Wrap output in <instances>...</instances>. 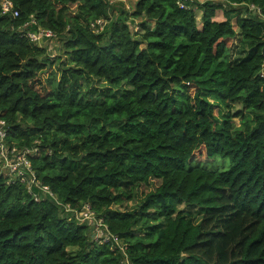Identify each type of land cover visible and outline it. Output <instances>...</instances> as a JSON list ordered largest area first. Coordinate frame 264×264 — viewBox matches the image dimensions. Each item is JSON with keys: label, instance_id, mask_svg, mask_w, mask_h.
<instances>
[{"label": "trees", "instance_id": "trees-1", "mask_svg": "<svg viewBox=\"0 0 264 264\" xmlns=\"http://www.w3.org/2000/svg\"><path fill=\"white\" fill-rule=\"evenodd\" d=\"M10 1L19 16L0 14L5 143L39 149L32 170L58 203L87 205L130 264H264V0H134L132 11ZM37 27L61 55L21 35ZM237 36L252 53L234 63ZM217 158L228 167H212ZM37 192L0 164V264H120L112 242L54 201L34 202ZM180 204L202 211L199 222Z\"/></svg>", "mask_w": 264, "mask_h": 264}, {"label": "built area", "instance_id": "built-area-1", "mask_svg": "<svg viewBox=\"0 0 264 264\" xmlns=\"http://www.w3.org/2000/svg\"><path fill=\"white\" fill-rule=\"evenodd\" d=\"M180 7H183V5L181 4ZM249 9L258 11L253 6H250ZM0 14L8 15L13 19L19 16L18 11L13 8L10 0H0ZM32 22L35 24L33 20ZM104 24L105 21L100 19L97 20L92 27H94V31L97 32L103 28ZM26 25L27 24L24 26ZM21 35L25 36L31 43L44 49L49 47L50 42L56 41V36L51 31L40 27H37L34 31H26ZM48 55L51 57L54 56L50 53H48ZM262 76L264 77V71H262ZM7 134L8 131L5 123L0 121V164L2 171L7 173L9 180L11 182L25 184L29 192H31L32 189H36L38 192L32 193L34 202H40L44 199L52 200L61 205L69 221L92 226V237L98 242H112L114 245H112L110 249H117L123 257L120 264H130L126 255V245L107 231V227L102 219L96 218L95 214L87 205L83 206L80 210H77L71 208L69 205L58 203L56 196L50 188L37 180L29 160V157L37 154L35 148L32 150L25 149L19 151L15 147H8L5 143Z\"/></svg>", "mask_w": 264, "mask_h": 264}, {"label": "rangeland", "instance_id": "rangeland-1", "mask_svg": "<svg viewBox=\"0 0 264 264\" xmlns=\"http://www.w3.org/2000/svg\"><path fill=\"white\" fill-rule=\"evenodd\" d=\"M110 3H119L123 6V8L126 11H132L133 6H134V0H108ZM195 2L201 4L204 3L206 1H210V0H194ZM219 1V0H216ZM196 16H197V23L198 26L201 24V20H200V16H201V12L199 11V9L196 10ZM216 20H222L223 19V10H218L216 12ZM233 23H235V18L232 20ZM92 28V27H91ZM94 31V30H93ZM237 32V29H236ZM47 52L50 53L51 55L54 56H58L61 55V47L60 44L58 43L57 39L56 41H52L49 43V47L46 48ZM60 52V53H59ZM252 53V50L247 48L245 45H243L239 39V37L237 36L235 38V41L230 49V53H229V61H232L234 63L236 62H240L246 58H248ZM62 58L65 59L64 56H62ZM235 107V106H234ZM235 110L237 109L236 107L234 108ZM230 112H234V110H231ZM214 114H215V118H216V122L217 125H219L221 123V121L223 120V118L225 117L224 115H226V111L224 109H214ZM224 116V117H223ZM234 122L236 124L239 123V118L234 119ZM39 149L35 148V151H38ZM210 165L212 167H214L217 170H224L228 167L229 165V159H221V158H217L215 159L213 162L210 163ZM209 165V166H210ZM144 191H146L145 189H142ZM131 204H129L130 206ZM176 212H181L186 216L191 217L192 221L194 223L199 222V220L201 219L202 216V211H200L198 208L189 206V205H185V204H180L176 206ZM141 224H138L133 230L135 233H139L138 229L140 227ZM155 225H157L158 227H163L165 225L164 220H159L157 223H155ZM94 238V237H93Z\"/></svg>", "mask_w": 264, "mask_h": 264}, {"label": "water", "instance_id": "water-1", "mask_svg": "<svg viewBox=\"0 0 264 264\" xmlns=\"http://www.w3.org/2000/svg\"><path fill=\"white\" fill-rule=\"evenodd\" d=\"M263 53H264V49H263Z\"/></svg>", "mask_w": 264, "mask_h": 264}, {"label": "crops", "instance_id": "crops-1", "mask_svg": "<svg viewBox=\"0 0 264 264\" xmlns=\"http://www.w3.org/2000/svg\"><path fill=\"white\" fill-rule=\"evenodd\" d=\"M120 1H122V0H120Z\"/></svg>", "mask_w": 264, "mask_h": 264}]
</instances>
